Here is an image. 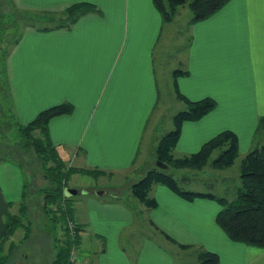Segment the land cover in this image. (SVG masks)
<instances>
[{
	"label": "crops",
	"instance_id": "1",
	"mask_svg": "<svg viewBox=\"0 0 264 264\" xmlns=\"http://www.w3.org/2000/svg\"><path fill=\"white\" fill-rule=\"evenodd\" d=\"M15 2L29 10L61 11L76 2L100 9L69 31L25 30L9 55L20 122L68 102L72 113L48 123L50 140L63 160L105 171L102 176L129 170L146 174L149 168L139 157L160 102L156 51L168 24L153 0ZM190 36L184 72L173 73L174 82L188 99L211 97L217 106L200 120L183 122L174 152L195 153L220 132L232 130L240 154L246 155L264 115V0H230L190 25ZM14 169L0 162V240L14 202L9 199ZM18 192L22 197L23 190ZM78 193L84 198L67 203L73 208L68 218L79 228L78 264H187L184 254L199 264L202 248L216 253L220 264H264V249L231 240L217 224L221 206L213 199L189 201L163 184L153 186L157 204L151 208L140 201L131 206L130 197L129 202L115 194L105 198L87 187Z\"/></svg>",
	"mask_w": 264,
	"mask_h": 264
},
{
	"label": "trees",
	"instance_id": "2",
	"mask_svg": "<svg viewBox=\"0 0 264 264\" xmlns=\"http://www.w3.org/2000/svg\"><path fill=\"white\" fill-rule=\"evenodd\" d=\"M153 2L164 23L173 22L178 15L179 8L186 6L191 12L189 24L192 25L211 17L230 0H153ZM22 13L23 17L32 21L28 25L29 28L40 32H51L72 30L80 20L88 15L100 13V9L89 2H76L61 11L42 8L24 9ZM3 17L4 15H0V26ZM24 32L25 30L16 38L14 45L19 43ZM179 72L184 71L176 69L174 75L176 76ZM175 88L178 98L186 103V108L174 116L175 128L162 136L156 148V160L167 166L166 168L160 166L150 168L142 179L133 183L130 186L133 197L148 208L154 207L157 202L152 197L151 191L155 184H163L189 201L198 197L213 199L221 206L216 216V222L231 240L264 249V143L252 148L242 159L240 185L236 189L234 199L230 200L214 193L213 183L209 184L208 191L184 188L174 173H167L165 169L173 167L174 169L203 170L209 166L215 170H225L235 164L236 159L240 156V149L237 134L232 130H224L205 142L199 151L175 156L174 151L182 132L183 122L200 120L217 106V102L211 97L192 101L179 91L176 84ZM73 109V105L70 103H61L41 111L28 123L19 121L18 127L23 146L35 150L44 170V176L51 180L50 186L39 190V193L44 195L45 212L48 216H52L55 227L61 225L65 230L64 241L57 239L60 242V247L52 264H69L70 262L73 241L69 237L67 222H69L68 217L73 208L67 204L70 201V198L65 194L67 179L75 173L87 174L96 179L106 174L105 171L99 169L66 168L57 147L50 140L49 121L55 116L70 114ZM260 135L264 136V115L259 118L253 140L255 141ZM216 151L219 153L213 157ZM50 162L53 164L51 165ZM185 180L189 181V178L186 177ZM26 188L27 184L24 185L19 212L17 214L8 212L7 214L4 232L0 240V264H5L8 259L7 253L5 254L6 244L17 229H24L23 240H28L30 237L32 223L28 217L29 206L25 201L27 197ZM61 203L66 204V206L63 205L56 210L53 208V204L59 205ZM76 229L79 230V228ZM162 233L168 239L173 240L165 232ZM78 240L79 235L76 241ZM14 248L15 244L11 242L8 254ZM197 259L199 264H220L219 256L204 248L197 251Z\"/></svg>",
	"mask_w": 264,
	"mask_h": 264
},
{
	"label": "rangeland",
	"instance_id": "3",
	"mask_svg": "<svg viewBox=\"0 0 264 264\" xmlns=\"http://www.w3.org/2000/svg\"><path fill=\"white\" fill-rule=\"evenodd\" d=\"M23 10L15 0H0V15H4L0 26V162L5 160L8 167L14 166L16 168L12 172V175L15 176L13 191L9 194V199L14 201L9 207L10 214L19 212L22 197L21 194H18V189L24 190V185L27 184L25 201L29 206L28 217L32 223L28 240H23L25 231L23 228H19L7 242L5 254L7 253L8 259L5 264H52L60 247V242L57 239L64 241L63 228L61 225L55 227L52 216H48L45 212L44 195L39 193V190L50 186L51 180L44 176V170L35 150L23 146L18 129L20 120L12 95L9 55L15 46L13 43L16 38L24 30L30 29L28 25L32 23L30 19L23 17ZM178 12L175 20L166 25L164 39L156 51L160 102L146 127L142 144L143 150L139 157V163L143 161L141 164L146 163L149 169L158 166L156 148L160 139L175 128L174 116L186 108V103L179 100L177 96L173 73L176 69H183L187 59L191 37L189 24L191 12L186 6L180 7ZM36 23L35 25H37ZM153 133L154 135L150 139ZM262 143H264V136L262 135L258 136L255 141L251 140L252 148ZM218 153L216 151L213 157ZM182 154L178 151L175 152V156ZM244 156L245 154H240L235 164L225 170H215L209 166L203 170L174 169L173 167H168L165 170L167 173H174L180 185L186 189L208 191L209 184L213 183L214 193L232 200L235 198L236 189L240 185V166ZM64 162L66 168H74L68 161L64 160ZM50 164L52 165L53 162ZM143 174H145L144 171L129 170L114 176H100L97 179L87 176L79 178L72 174L67 179L66 187L77 191L87 187L93 194L99 195L98 192H103L105 194L101 195L105 198L114 194L120 195L124 201L128 202L130 198H134L135 201L130 203L131 206H134V202L139 201L133 197L130 186L133 182L142 179ZM186 177L189 178V181L185 180ZM18 178L21 188L18 187ZM91 180L92 183L87 184ZM69 198L70 202L72 200L75 202L84 197L82 193L77 192ZM63 205L66 206L63 203L53 204V208L56 210ZM11 242L15 244V248L8 254ZM181 257L185 263L191 264V254H184Z\"/></svg>",
	"mask_w": 264,
	"mask_h": 264
},
{
	"label": "built area",
	"instance_id": "4",
	"mask_svg": "<svg viewBox=\"0 0 264 264\" xmlns=\"http://www.w3.org/2000/svg\"><path fill=\"white\" fill-rule=\"evenodd\" d=\"M68 227L69 230L68 232L70 233V237L73 241L72 243V248H71V253H70V262L69 264H78L79 263V251H78V246H77V236H78V232H77V225L74 221L69 220L68 222Z\"/></svg>",
	"mask_w": 264,
	"mask_h": 264
},
{
	"label": "water",
	"instance_id": "5",
	"mask_svg": "<svg viewBox=\"0 0 264 264\" xmlns=\"http://www.w3.org/2000/svg\"><path fill=\"white\" fill-rule=\"evenodd\" d=\"M157 164H158V166H160V167H162V168H166V164H164V163H162V162H160V161H157ZM78 191L77 190H75V189H71V188H66L65 189V194H66V196L67 197H70V196H73L74 194H76ZM84 192H86L85 190H84ZM98 194L99 195H101V194H103V192H98Z\"/></svg>",
	"mask_w": 264,
	"mask_h": 264
}]
</instances>
